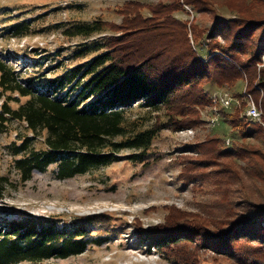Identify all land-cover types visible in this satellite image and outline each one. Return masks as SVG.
<instances>
[{
    "label": "rangeland",
    "instance_id": "obj_1",
    "mask_svg": "<svg viewBox=\"0 0 264 264\" xmlns=\"http://www.w3.org/2000/svg\"><path fill=\"white\" fill-rule=\"evenodd\" d=\"M128 3L134 4L129 10L138 20V38L144 28L161 25L169 17L166 26L173 30L175 52L190 51L204 65L208 58L219 62L221 55L231 59L221 58L225 61L214 80V71L206 72L197 86L204 99L190 107L193 114L177 110L152 114L146 125L158 124L162 130L142 163L129 159L135 151H122L121 160L108 168L57 180L51 166L22 182L13 168L17 157L9 154L7 146L19 144V136L31 133L22 123H9L0 134V177L7 185L0 193V220L27 214L53 218L62 226L86 219L91 238L103 240L101 245L85 247L78 256L20 264H182L183 259L168 258L175 251L197 264H238L221 255L216 244L232 223L253 224L264 186L240 174L241 159L220 152L234 144L231 115L245 123L259 122L249 119L247 110L264 98V55L260 61L255 57L264 27V0H0V56H9L18 69L27 68V75L52 78L64 71L62 63L69 66L76 45L84 43L81 38L65 37L59 25L98 21L108 39L117 38L123 33V7ZM20 22L29 29L17 37L2 34ZM132 35L123 34V39ZM10 106L17 108V103L12 101ZM144 113L137 106L128 111L131 118ZM177 116L185 129L169 127L168 120ZM256 138L245 140L244 145L236 139L235 146L254 151ZM35 147L43 146L38 141ZM151 229L173 236L168 247L141 235ZM162 249L168 256L161 254Z\"/></svg>",
    "mask_w": 264,
    "mask_h": 264
},
{
    "label": "trees",
    "instance_id": "obj_2",
    "mask_svg": "<svg viewBox=\"0 0 264 264\" xmlns=\"http://www.w3.org/2000/svg\"><path fill=\"white\" fill-rule=\"evenodd\" d=\"M131 5L134 6L128 3L123 7V33L117 38L108 39L104 25L98 21L59 25L65 37L81 38L84 43L76 45L69 55V66L62 63L64 71L52 78L27 75V68L18 69L9 56H0V101L4 99L0 105V134L13 122L22 123L31 133V136H19V144L7 146L9 154L14 159L17 157L13 168L22 182L30 181L34 172L45 171L51 166L55 167L57 180L108 168L121 160L122 151H135L129 159L144 162L162 130L158 124L147 126L146 122L162 112L177 110L193 114L190 107L199 105L204 99L197 86L206 77V72L212 69L214 80L220 63L225 61L221 58L231 59L221 55L219 62L208 58L204 65L198 61L200 58L195 52L197 56L184 50L187 57L182 52H175L171 45L173 30L166 26L171 18L165 16L161 25L144 28L142 38H138L140 33L135 35L138 20L136 15H131ZM139 21L142 22L140 18ZM23 24L17 23L2 34L17 37L29 29ZM133 25L135 28H131ZM126 26L130 28L123 30ZM262 29L255 53L258 60L264 55V27ZM127 33L133 35L125 40L123 34ZM98 35L99 40L85 42ZM110 42L113 46L117 44L116 47ZM7 93L15 94L16 98H5ZM22 98L25 101L20 103ZM12 101L17 103V108H11ZM258 101L260 103L256 104L259 105L254 104L261 111L259 122L245 123L237 116L229 117V124L234 126L231 131L234 144L220 154L241 159L240 174L258 180L264 186V98ZM135 106L145 112L143 116L131 118L128 115ZM168 123L174 130L186 126L179 116L169 119ZM255 137L258 146L254 145V151L248 152L242 145L235 146L236 139L244 145L245 140ZM38 141L42 148L35 147ZM4 181L0 177V193L4 187L6 189ZM239 184L238 179L236 185ZM255 209L258 215L253 224L248 221L232 223L231 228L224 231L223 240L216 244L221 255L238 264H264V198ZM88 221L84 219V223L60 226L53 218L39 219L27 214L14 216L11 221L0 220V264L69 258L82 254L89 245H101L102 239L91 238L93 236L86 228L90 225L86 223ZM158 230L162 229L146 230L141 235L154 243L169 245L173 236ZM165 253L168 256L162 249L161 254ZM170 257L183 259L182 264H197L186 256L180 258L178 251L171 252Z\"/></svg>",
    "mask_w": 264,
    "mask_h": 264
},
{
    "label": "built area",
    "instance_id": "obj_3",
    "mask_svg": "<svg viewBox=\"0 0 264 264\" xmlns=\"http://www.w3.org/2000/svg\"><path fill=\"white\" fill-rule=\"evenodd\" d=\"M247 116L249 117V119L259 120L261 117V111L252 103L247 110Z\"/></svg>",
    "mask_w": 264,
    "mask_h": 264
}]
</instances>
